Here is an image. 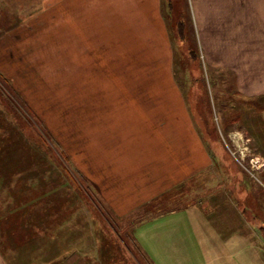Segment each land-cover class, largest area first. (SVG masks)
Instances as JSON below:
<instances>
[{"label": "crops", "instance_id": "0c3cea01", "mask_svg": "<svg viewBox=\"0 0 264 264\" xmlns=\"http://www.w3.org/2000/svg\"><path fill=\"white\" fill-rule=\"evenodd\" d=\"M222 2L227 13L251 10L255 26L264 31V0ZM211 3L221 10V0H195L201 9ZM170 4L68 0L70 30L82 32L71 46L83 48L78 61L89 80L82 124L68 127L82 136L79 146L73 140L72 149L82 156L80 171L89 178L91 192H98L99 215L79 219L84 208L74 210L76 195L68 201L72 208L67 214L54 210L58 202L44 206L47 195H36L31 217L21 221L25 225L14 238L15 249L0 247V264H14L8 260L12 255L21 264H264V216L253 215L243 201L184 200L165 208L176 202L167 197L173 190L212 172L215 156L189 91L175 81ZM255 45L264 48V40ZM109 51L116 55L113 71L107 68ZM144 62L153 64L151 70L136 69ZM125 63L131 67L124 71ZM124 78H146L150 85H123ZM249 83L256 91L264 89ZM19 205L22 215L29 202L21 198ZM141 207L147 215L133 217ZM30 222L37 224L31 235L26 234Z\"/></svg>", "mask_w": 264, "mask_h": 264}, {"label": "rangeland", "instance_id": "374dc122", "mask_svg": "<svg viewBox=\"0 0 264 264\" xmlns=\"http://www.w3.org/2000/svg\"><path fill=\"white\" fill-rule=\"evenodd\" d=\"M169 1L170 26L175 29V81L189 91L187 97L198 110L194 112L203 121L206 144L215 156L212 172L193 176L173 190L167 197L176 202L165 208L180 206L184 200L195 204L200 199L229 198L243 201L253 215L264 216V89L256 91L249 83L253 80L264 87V48L255 45L264 40V31L255 26L251 10L227 13L222 0L221 10L212 3L201 9L195 0ZM67 3L0 0V203L5 214L12 213V223L6 217L0 225L8 229L5 240L14 249L20 232L16 228L31 217L30 202L35 199L31 193L56 192L43 205L58 202L60 208L54 210L61 214L71 210L69 202L76 195L74 210L84 208L79 219L99 215L98 192H91L89 178L80 171L82 156L72 149L73 140L79 146L82 136L68 127L82 124L89 80L84 79V64L78 61L83 48L71 46L82 32H71ZM106 57L111 61L108 70H115L116 55L109 51ZM126 66L130 69L131 64L125 63L124 71ZM150 66L138 63L136 69L147 72ZM121 81L150 85L146 78ZM27 196L31 198L28 208L18 215L20 199ZM147 212L141 207L132 216L141 219ZM36 227L30 222L26 234H33ZM8 260L21 264L18 255Z\"/></svg>", "mask_w": 264, "mask_h": 264}, {"label": "trees", "instance_id": "16d2710c", "mask_svg": "<svg viewBox=\"0 0 264 264\" xmlns=\"http://www.w3.org/2000/svg\"><path fill=\"white\" fill-rule=\"evenodd\" d=\"M171 3V2H170ZM172 5V3L170 4V6ZM175 23H176V25L177 26H179V33L180 34H182V36H183V28H182V26H180V25H178L179 24V21H176V19H175ZM192 52H193V50H192ZM2 75H3V73H1ZM6 81H8L9 83L8 84H10V86H12L13 88H14V84L12 83V81H11V79L10 78H7V79H5ZM0 86H2V85H0ZM11 87V88H12ZM15 89V88H14ZM7 92L9 93V95L11 96V98H15V96L12 94V93H10L8 90H7ZM17 94V93H16ZM20 95V94H19ZM18 95V96H19ZM21 96V95H20ZM2 98V97H1ZM21 98H22V96H21ZM23 99V98H22ZM3 100V99H2ZM1 100V101H2ZM51 192V193H50ZM55 193L56 194V192H54V191H51V190H46L44 193H42V194H40V195H47V198H51L52 196H53V193ZM49 193V194H48ZM32 194V193H31ZM37 195H39V194H37ZM34 198H37L36 197V195L34 196ZM29 199H31V198H29ZM29 199H28V196L27 197H24L22 200H23V202H29ZM19 204H20V202H19ZM23 205V204H22ZM22 205L20 206L19 205V207H20V210L22 211ZM2 208H3V205L0 203V222L1 223H5V220L7 219V218H10V222L12 223V213L10 212L9 214H5L4 212H3V210H2ZM18 214H19V211H18ZM7 217V218H6ZM25 224V223H24ZM20 226L22 227V223L20 224V225H18V228H16L17 230L18 229H20ZM8 231V229H6V228H3L1 225H0V234L2 235V237H0V247L1 248H4L5 249V244L7 243L6 242V240H5V238H4V235L6 234V232ZM10 235V234H9ZM10 237H11V235H10ZM11 243V242H10ZM10 243H8L7 244V247H8V245L10 244ZM18 244V243H17Z\"/></svg>", "mask_w": 264, "mask_h": 264}]
</instances>
